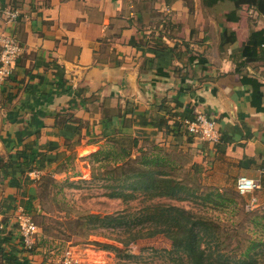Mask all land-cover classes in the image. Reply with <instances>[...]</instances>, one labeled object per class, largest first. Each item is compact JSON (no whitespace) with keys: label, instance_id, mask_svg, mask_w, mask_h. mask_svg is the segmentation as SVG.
Instances as JSON below:
<instances>
[{"label":"crops","instance_id":"0c3cea01","mask_svg":"<svg viewBox=\"0 0 264 264\" xmlns=\"http://www.w3.org/2000/svg\"><path fill=\"white\" fill-rule=\"evenodd\" d=\"M261 30L264 13L233 0H0V37L23 50L0 82V228L8 222L13 233L15 206L36 195L34 178L111 137L176 152L214 188L252 179L259 189L245 199L264 205V49L254 62L241 57ZM198 114L216 121L218 143L179 128ZM32 144L47 157L44 172L7 167ZM18 260L58 258L41 246Z\"/></svg>","mask_w":264,"mask_h":264},{"label":"rangeland","instance_id":"374dc122","mask_svg":"<svg viewBox=\"0 0 264 264\" xmlns=\"http://www.w3.org/2000/svg\"><path fill=\"white\" fill-rule=\"evenodd\" d=\"M142 146L148 154L160 153L167 158L170 164L164 165L161 170L174 175V178L181 180L190 190L197 191L195 199L187 197L183 201L168 198L146 200L139 193H135V197L128 201L112 199L109 197L112 190L107 188L112 183L105 180L111 167H105L104 162L98 163L96 158L92 157L100 150L107 149V142L97 146L95 151L90 153L80 151V156L74 154L56 167L50 173L51 179L47 180L46 177L44 180L37 179L38 200L32 219L39 228L38 239L43 242L42 247L57 257L58 261L69 253L78 264H170L168 257L162 253L172 248L167 237L159 235L141 238L126 244L131 235L124 233L125 227L87 221L88 216H98L102 219L106 216L116 217L119 214H135L158 201L183 207L211 219L220 226L222 233L220 239L224 241L228 250L239 247L237 253L240 254L250 244L249 240L264 241V231L256 228L252 222L253 217L262 213L259 209L246 208L249 199L239 196L230 186L218 189L210 186L208 182L204 183L205 180L199 177L194 168L182 164L185 163L184 159L176 152L168 153L155 149L148 143ZM131 156L137 158L139 153L132 150ZM107 164L112 165L111 162ZM103 165L105 168L101 167ZM34 180L36 181V178ZM208 192L219 193L226 200L215 198L214 203L203 200L202 197ZM103 245L115 247L119 251L105 249ZM258 250L255 254L259 253ZM258 257L256 256V259Z\"/></svg>","mask_w":264,"mask_h":264},{"label":"trees","instance_id":"16d2710c","mask_svg":"<svg viewBox=\"0 0 264 264\" xmlns=\"http://www.w3.org/2000/svg\"><path fill=\"white\" fill-rule=\"evenodd\" d=\"M233 1L237 7L239 4H248L254 6L258 12L264 13V2L262 0H239V3ZM258 48L264 49V30L253 32L248 43L243 47L241 57L244 59V63L254 62L262 56V51L261 55L256 54ZM244 63L242 62L241 66ZM155 75L157 77L162 76V72L158 71ZM256 91L258 93V86L255 88V95ZM179 128H181L180 124ZM106 142L107 149L100 150L92 157H95L98 163L104 162L105 167H111L105 176V180L112 183V185L107 186L108 189L112 190L109 195L110 198L128 201L135 197V193L141 194L146 200L168 198L183 201L187 197H195L197 191L190 190L181 180L174 178V175L161 170L164 165L170 164L167 158L161 156L160 153H146L145 147L138 145L137 138L111 137ZM149 145L155 149L157 148L153 144ZM33 150L34 144L27 145L18 156L23 161L17 163V166L9 163L7 167L19 173L32 170L44 172L49 164L47 157L43 152ZM132 150L139 153L137 158H132ZM105 162H111L112 165ZM101 167H104V165ZM45 177L48 180L51 179L52 175L47 173L39 180H44ZM126 190L131 192H125ZM215 198H221L222 201L226 200L216 192H208L202 197L203 200L211 203L215 202ZM37 200L38 194L36 192V195L20 201L17 206H21L32 219ZM228 201L233 203L232 200ZM17 206H15V209ZM249 214L256 215L257 213L249 212ZM87 221L89 223L98 222L101 225L125 227L124 233L131 235L126 244L141 238H151L159 235L167 237L171 241L172 248L170 251L162 253L168 257L170 264H264V260L260 259H264V241L249 240L250 244L240 254L237 253L239 247L228 250L227 246L224 245V241L220 239L222 233H220L221 230L218 224H215L211 219L172 204L158 201L153 205H147L135 214H119L116 217L106 216L102 219L98 216H88ZM252 222L256 228H261L264 231V214L253 217ZM7 224L8 222L0 228V257L4 260V264H18V253L32 254L37 247L42 246L43 242L38 239L31 249H26L23 239L19 236L20 250H14L10 244L14 239L12 234L17 231V227L13 222V233H7L5 231ZM136 227H139V229H136ZM3 245L8 246V250ZM103 247L119 251L109 245H103ZM257 250L259 253L255 254ZM256 256L259 257L256 259Z\"/></svg>","mask_w":264,"mask_h":264},{"label":"built area","instance_id":"2783aa9c","mask_svg":"<svg viewBox=\"0 0 264 264\" xmlns=\"http://www.w3.org/2000/svg\"><path fill=\"white\" fill-rule=\"evenodd\" d=\"M4 16L9 22L16 20L17 13L4 11ZM22 48L14 37H0V82L9 79L14 71V67L22 55ZM264 121V118H263ZM182 130L192 135L194 138L216 144L219 142V132L215 120L209 119L202 114H198L193 120H182L180 122ZM34 174V173H33ZM35 175L38 174L35 172ZM38 178H36L37 180ZM259 189L256 181L240 177L235 182V191L239 196L252 194ZM247 209H259L264 214V205H258L255 199L246 204ZM17 233L23 239L26 249H31L38 240V227L33 223L31 217L25 213L21 206H17L13 216ZM57 264H78L69 253L65 254Z\"/></svg>","mask_w":264,"mask_h":264}]
</instances>
